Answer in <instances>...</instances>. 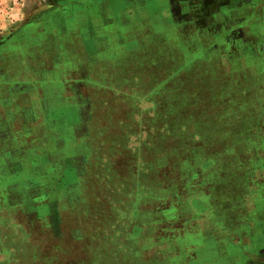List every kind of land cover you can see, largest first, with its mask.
Here are the masks:
<instances>
[{
	"label": "rangeland",
	"instance_id": "obj_1",
	"mask_svg": "<svg viewBox=\"0 0 264 264\" xmlns=\"http://www.w3.org/2000/svg\"><path fill=\"white\" fill-rule=\"evenodd\" d=\"M76 1L0 0V40L7 36L12 37L14 34L21 40L27 38L29 24L44 26L46 22L59 21L61 14L66 12L70 3ZM151 2L155 4L156 11L163 10L170 13L176 9V4L181 5L184 13L189 12L185 8H189L192 3L201 10L211 8L214 16L212 15L208 20L212 19V25L215 26L212 32L214 39L211 57L203 59L204 56L196 55L195 60L184 59L182 50L187 45L184 46L182 42L176 45V40L169 43L165 32L156 35L152 30L148 8H145L146 12L141 17H136L137 23L134 27L130 26L134 22L126 26L127 34L132 35V31H137L136 26L139 24H149L147 36L139 43L142 51L139 54L130 52L124 42L120 46L119 41L112 40H108V43H100L102 51L96 56L88 54L89 56L79 57L76 50L69 47L65 59L71 61L75 58L76 62L68 65L72 67L76 64L78 67L68 72L73 73V82L67 84L64 89L69 93L71 91V94L80 93L77 97L79 101L87 98L92 91L98 93L96 98L93 97L99 112L98 123L84 124L82 119L77 123L76 116L84 118L83 111H78L77 114L73 111L74 113L68 114L69 107L79 110L81 103L68 107L60 106L62 110L59 109L58 115L68 114V117L74 120L75 129L80 128V131L83 125L90 134L95 129L99 131L106 138L98 142L95 148L108 152L110 158L108 157L104 166H99L100 171L86 168L78 172L54 171L52 183L46 188H31L29 182L32 178L25 182L26 185L20 184L21 188L18 187L20 196L15 198L21 203L18 205L19 210L11 208L13 203L10 202L9 196L13 191L1 181L0 184H3L0 185V194H3V203L9 210L0 209V264H189L188 259L194 254V250L190 249L191 245L196 246L203 242L212 244L214 237L208 236L209 238L204 240L202 232L190 227L195 219L189 216H182L183 218L180 219L176 216V227L175 223H172L160 229L161 236L157 242L164 244V247L158 248L153 254L143 251L144 247L151 248L157 245L153 234L147 232L142 236L144 240L140 253L135 250L134 244L132 246L128 241L133 236L123 235L116 238L108 229L109 223L111 224L113 220V218L109 219L108 215L110 197L112 198L114 193L118 194L119 199L123 194L128 196L131 191V186L128 185L144 178L143 165L136 160L135 155L131 156V149L123 140L126 135H131L132 132L140 129L142 122L138 119L145 118L147 125L151 117H155L154 120H158L159 123L164 122L165 119L169 120L168 128L162 130L156 127L154 131L150 130L145 135V138L148 137L146 139L148 143L145 144L143 153L148 163L149 176L151 175L149 182L151 191H157L161 182L173 183L174 168L177 179L183 173L193 176L196 169L206 163L200 148L188 153L185 158L182 152H177L182 149L176 150V147H181L184 142H190L184 138L187 133L179 129V123L195 113L190 112L189 102L194 106H204L199 103L201 101L199 99L190 100L193 91L201 84L207 86L212 100L218 99L227 88L231 91L232 87H238L239 91L229 93V97H225L223 102L225 100L232 104V101L226 100L232 98V95L239 94V100L245 104V107L243 105L244 121L236 125H233V121H229L225 134L222 133V123L217 121L218 123H215L210 130V133L213 132L212 139L228 141L229 148L237 146L236 149L239 150L238 142L242 141L245 147L251 146V143L248 144L247 136H243L249 132L250 135L254 133L256 137L260 136V145L255 139V146L260 148H244L243 154L226 151L224 154L215 153L211 156L210 160L213 161L211 172L204 174V180H197L192 191L188 190V193L197 194L194 197L198 198L192 208L203 211L202 207H204L209 211L210 214L205 215L215 224L216 228L213 232L216 237L229 235L227 246L231 250L228 252V264H264V0H152ZM137 14L141 13L137 12ZM126 32H122L124 40ZM192 51L195 54L201 52L199 49ZM225 63L232 69H230L231 73L225 68ZM238 70L240 73L237 74L235 71ZM134 75L139 76L137 85L142 86L143 91H153L157 97L156 104L159 109L158 112H154V116L144 113L146 109H142V106L146 105L145 101H148L147 96L142 95V92L136 95L135 93L139 92L136 88L129 91L126 89L134 81L132 77ZM55 78L60 79L59 74ZM136 99L141 103V107L138 106L140 113L131 106L132 101ZM253 100L256 108L249 106ZM209 102V109L218 105L217 101L209 100ZM225 107H228L227 104ZM252 110L255 112L252 113ZM199 111L205 114L203 109ZM165 113L168 114L166 117H164ZM63 119V123L59 122L56 125L60 129L64 126V130H68L70 123L73 122L68 118ZM201 122L205 123V121ZM47 124L49 126V122ZM0 126L3 127L1 122ZM11 131L15 132V130ZM46 131L48 135L54 132L53 129L49 131L48 128ZM0 132L5 134L7 131L2 128ZM237 134L240 140L235 137ZM80 139L81 142H85L88 137ZM58 141L61 140L48 136L46 147H53ZM135 141L140 143L141 136ZM42 144L33 140L27 149H41ZM231 144H234V147ZM6 158L12 160L11 153L5 156L0 154V177L4 173L7 175V169H2ZM178 161H180L179 168L176 167ZM27 193V198L36 196L37 206L32 210L26 208ZM244 201L248 203L250 209L242 208V210L245 209L247 214V210H254L255 213L246 214V224L242 227L244 232L241 230L238 234L231 229L242 219L238 210ZM156 204L158 203L151 202L154 210L138 219L149 224L173 215L167 211L169 209L164 211L160 209L159 204L154 207ZM96 217L100 220L101 228L95 223ZM138 242L139 240L136 241L137 245ZM240 242H244V245ZM76 248H79V256ZM135 252L137 254H133ZM78 258L80 260H77Z\"/></svg>",
	"mask_w": 264,
	"mask_h": 264
},
{
	"label": "crops",
	"instance_id": "obj_2",
	"mask_svg": "<svg viewBox=\"0 0 264 264\" xmlns=\"http://www.w3.org/2000/svg\"><path fill=\"white\" fill-rule=\"evenodd\" d=\"M151 1L77 0L76 2L70 3L66 12L61 14L59 21L46 22L44 26H36L37 28L31 22L32 24L27 26L29 32L27 38L21 40L18 39L19 36L15 37L14 34L12 37L7 36L0 40V122L3 124V127L0 126V129L3 128L4 131H7L5 134L0 132V154L2 153L5 156L11 153L12 155V160L6 158L3 161L5 164L2 169H7V175L6 173L2 174L0 183L3 181L13 191L9 196V199H11L10 202L13 203V205L11 204L12 209L16 208L19 210L18 205H21V203L15 198H19L20 196L18 192L21 187L19 185L22 183L26 185L25 182L27 180L32 178L31 182H29L31 188H46L52 183V172L54 171L78 172L85 170V168L92 171H100L99 166H104L107 163L108 157L110 158L108 152H102L95 148L96 144L106 137H103L96 129L90 134L84 125L82 131H80V128L75 129L73 118L70 119L68 117L69 113L75 112L77 114L78 111H83L84 118H79L77 115V123L82 119L84 124L91 122L97 125L99 114L93 98H96L98 93L92 91L87 98L79 101L77 97H79L80 93L71 94V91L69 93L68 90L64 89L67 84L73 82L72 76L74 75L68 72L77 66L75 64V66L69 67L72 64L71 62H76L75 58H73L74 61L65 59V53L69 47H73L79 57H85V55L96 56L102 51L100 43H108V40H112L119 41L120 46L124 42L125 47L130 52L139 54L142 52L139 48V43L147 36L149 24H139L136 26L137 31H132V35L127 34L126 26L134 22L130 24L131 27H134L137 23L136 17H141L146 12L145 8H148L150 23L153 27L152 30L156 35H159L160 32H165L169 43L170 41L176 40V45H179L180 42L184 46L187 45L182 50L184 53L182 57L184 59L194 58L193 60H195L196 55L204 56L203 59H209L211 57V53L213 52V38L211 36L215 28V26H212L211 30H208V18L213 15L211 8L208 10L204 8V11L196 10L194 13L188 12L187 14L182 12L180 4H176V9L170 13L163 10L156 11L155 4ZM137 12L141 14L138 15ZM124 31L127 34L125 40L122 37V32ZM192 49H199L201 52L195 54ZM114 54L117 53L114 52ZM5 62L8 64H5ZM8 65L10 68H8ZM225 68L230 72L231 68L226 63ZM235 72L237 74L240 73L239 70ZM58 74L60 79L55 78L58 77ZM85 77H88V75H85ZM132 77H134V81L130 86L126 87L127 91L136 88L139 91L135 93L136 95L142 92V95L147 96L148 101H145L146 105L142 106V109H146L144 113L154 116V112H158L159 109L156 104V95L150 90L147 92L143 91V87L137 85L139 76L134 75ZM207 90V86L203 84L196 87V90L191 94L192 98L190 100H194L195 98L199 99L201 100L199 103L204 106H194L192 102H189L191 103V108H189L190 112L195 113L191 114L193 117L185 118L184 121L179 123L180 131L187 133L184 138L190 142L186 141L184 142L185 145L181 144V147L186 149L176 147V150L182 149L177 150V152H182V155H184L183 158H185L188 153L195 151L196 148H200V152L205 156L206 163L200 165L193 176H187L186 173H183L176 179V168H174L173 176H175H172L173 183L163 184L161 182L158 185V190L155 192L150 189L149 182H151V175L149 176L148 163L143 153L145 144L148 143L146 140L148 137L145 138V135L150 130L154 131L153 129L156 127L162 130L168 128V119H165L164 122L160 121L159 123L158 120H154L155 117H151L147 125L145 118L138 119L139 117H135L138 121L140 120L142 122L140 129L123 138L126 142L125 145H128L131 149V156L135 155L136 160H139L143 165L144 178L128 185V187L131 186V191L128 196H124L123 194L122 197L119 194L121 196L119 199L118 194L114 193L112 198L110 197L109 210L110 212L112 210V214L108 212V215L109 219L113 218V220L111 224L109 223L108 229L111 233H114L116 238L123 235L125 237L126 235L133 236L130 240H128L129 238L126 239L130 241L132 246L134 244L136 251L142 249L141 246H143L144 240L142 236L148 232L150 235L153 234L155 238L153 239L157 245H153L151 248L144 247L143 251H149L152 254L155 253L158 248L164 247V244L162 245V243L157 242L161 236L160 229L164 228L165 225H172V223H175L174 226L176 227V216L178 219L182 216H189L195 219L193 225L191 224L190 227H194V229L202 232L204 234V240L208 236L214 237V241L210 245L203 242L200 245L190 246V249L194 250V254L188 259L189 264H228V252L231 249L227 246V234L225 237H216L214 235L213 229L216 226L205 215L210 214L209 211L204 209V207H202L203 211L194 210L192 208L194 201L198 200L194 196L197 194L188 193V190L192 191L191 189L197 184V180H204V174L211 172V168L213 167V161L210 160L212 159L211 156L215 153L224 154L226 151L243 154L244 148H260L259 146H255V139H257L260 145V136L256 137L254 133L250 135L251 133L249 132L243 135L245 137L247 136L248 144L251 143V146L248 145L245 147L241 141L238 142L239 150L236 149L237 146H233L234 144H231L234 148H229L228 141L225 142L221 139H217V141L214 139V141L212 139L213 132L210 133V130L214 127L215 123H218L217 121L222 123V133H224L229 127V121H233V125H236L240 121L243 122V105L245 107V104L239 100V94L232 95V98L226 100L232 101V104L225 102V100V103L223 102V99H226L225 97H229V93L239 91L238 87H232L231 91L227 88L224 94L214 100L210 98L211 92ZM209 100L217 101L218 105L209 109ZM254 101L252 104L249 103V106L256 108ZM76 103H81L82 108L80 107L77 110L69 107L68 114L61 113L58 115L60 113L59 109H61L59 108L60 106H74ZM226 104L228 106L227 108L225 107ZM139 105L141 107L138 99L132 101L131 106L140 113ZM199 109H203L205 114H202ZM254 112L252 110V113ZM166 115L168 114L165 113L164 117ZM62 117L68 118L73 122L70 123L68 130H64V126H61L60 129L56 125L59 122H64ZM201 121H205V123L203 124ZM47 122H49V126ZM156 122L157 126H155ZM52 124L55 126L53 127ZM47 128L49 131L53 129L54 132L48 135ZM11 130H15V132L13 133ZM48 136L49 138L61 141H58L57 145L47 148ZM140 136L141 142L138 143L135 140ZM237 136L238 134L235 135L236 138ZM87 137V141H80V138ZM33 140H37V143H43L40 146L41 149H27ZM65 147L67 149H64ZM183 158L176 157V159ZM179 162H176L177 168H179ZM87 165L91 166L85 167ZM72 174L74 175V173ZM4 176L8 178L6 179ZM64 179H67V174ZM5 180L8 181L5 182ZM2 195L0 194V209L7 211L9 208L5 207L3 203L4 197ZM25 196L27 198L28 193ZM34 196L26 199V208H29V210L37 206L35 203L36 196ZM15 202L18 203L15 204ZM151 202L152 204L153 202H157L160 205L159 208L163 211L164 209H169L167 211L173 215L168 216L166 219L162 218V221H157L156 223L153 221L149 224L144 221L142 222L138 217L149 214L152 209L154 210L151 207ZM158 204L154 207L159 206ZM95 223L101 228L98 218L95 220ZM220 228L222 229V226ZM137 239L139 240L138 245L136 244ZM76 252L77 256H79V248H76ZM133 254H137V252ZM77 260L80 259L78 258Z\"/></svg>",
	"mask_w": 264,
	"mask_h": 264
},
{
	"label": "flooded vegetation",
	"instance_id": "obj_3",
	"mask_svg": "<svg viewBox=\"0 0 264 264\" xmlns=\"http://www.w3.org/2000/svg\"><path fill=\"white\" fill-rule=\"evenodd\" d=\"M186 10H188L189 12H192V13H194V11H196V10H201L200 8H198V6L195 4V3H192V4H190V6H189V8H185ZM207 9V8H206ZM183 10H184V7H183ZM208 10V9H207ZM201 11H204V8L201 10ZM188 14V13H187ZM214 16V15H213ZM216 16H218V14L216 15ZM220 16V15H219ZM194 20V23H195V18L193 19ZM36 26H38V25H36ZM35 26V27H36ZM213 25H212V19H210V20H208V30L210 31L211 30V27H212ZM37 28V27H36ZM212 38H213V35L211 36ZM214 39V38H213ZM242 208H246V209H250V208H248V203L247 202H242L241 203V208L238 210L239 212H238V214H240V217H242V219L237 223V224H235V226H234V228L233 229H231L232 231H235V232H237L238 234H240V232H241V230L244 232V230L242 229V227H244L245 226V224H246V216L248 215V214H254L255 212H254V210H252V211H249V210H247V212H248V214L245 212V209H244V211L242 210ZM247 214V215H246ZM232 231H231V233H232ZM242 234V233H241ZM229 236V235H228ZM243 237V236H242ZM240 243H242V242H240ZM242 245H244V242L242 243Z\"/></svg>",
	"mask_w": 264,
	"mask_h": 264
}]
</instances>
